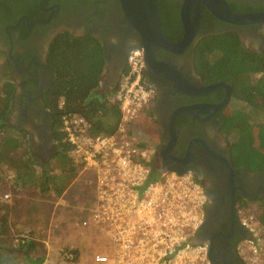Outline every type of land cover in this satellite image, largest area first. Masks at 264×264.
<instances>
[{
  "label": "flooded vegetation",
  "instance_id": "obj_1",
  "mask_svg": "<svg viewBox=\"0 0 264 264\" xmlns=\"http://www.w3.org/2000/svg\"><path fill=\"white\" fill-rule=\"evenodd\" d=\"M155 1L161 8L159 18L163 16L165 38L171 43L179 42L183 36L179 19L183 0ZM224 2L234 14L264 13V0ZM24 12L12 15L14 18L7 22L0 15V56L4 62L8 60L0 69L6 70L14 87L7 122L28 133L34 154L37 151L44 160L52 155L55 146L52 122L42 100L56 76L47 62V50L54 37L64 32L70 38L89 36L98 42L104 58L99 92L116 88L130 54L140 50L142 42L127 24L118 0H39ZM225 33L237 35L240 45L251 53L264 51V24L230 25L216 20L201 6L198 29L190 46L179 55L157 48L154 60L174 69L195 88L215 84L225 87L204 94H183L174 90L172 82L145 71L149 108L143 116L145 135L141 133L155 139V152L163 151L175 115V142L170 157L179 163L167 162V167L191 175L206 196L205 219L195 241L205 247L209 264H245L240 251L248 235L239 211H249L246 208L256 203L264 205V171L249 172L235 164L223 127L239 98L230 84L206 82L193 64V50L201 38ZM185 109L191 114L184 113Z\"/></svg>",
  "mask_w": 264,
  "mask_h": 264
},
{
  "label": "built area",
  "instance_id": "obj_2",
  "mask_svg": "<svg viewBox=\"0 0 264 264\" xmlns=\"http://www.w3.org/2000/svg\"><path fill=\"white\" fill-rule=\"evenodd\" d=\"M145 71L142 52L134 50L108 98L119 110L114 133L94 134L91 124L76 114L60 119L69 159L84 178V226L101 245L88 263H81L80 249L70 248L61 249L54 264H209L205 247L194 242L205 219L203 188L191 175L159 172L155 151L136 130L149 108ZM9 177H14L10 171ZM249 213L239 211L248 235L240 255L245 264H264L263 226ZM88 240L87 247L93 239Z\"/></svg>",
  "mask_w": 264,
  "mask_h": 264
},
{
  "label": "trees",
  "instance_id": "obj_3",
  "mask_svg": "<svg viewBox=\"0 0 264 264\" xmlns=\"http://www.w3.org/2000/svg\"><path fill=\"white\" fill-rule=\"evenodd\" d=\"M37 1L0 0V15L7 22L14 18L11 17L14 14H24V10ZM160 22L165 33L163 16H160ZM193 54L197 74L208 83L222 81L230 84L239 98V103L223 127L235 164L249 172L264 171V51L261 54L251 53L240 45L237 35L225 33L201 38ZM47 62L56 72L54 82L42 99L52 122L55 141L53 153L42 160L37 151L34 154L28 133L8 124L14 87L6 70H0V169L13 173L15 188L19 191L34 182L40 191H51L61 196L66 181L77 173V166L68 156L70 147L60 132L61 117L65 114L79 115L91 124L92 133L110 135L117 128L119 110L116 104L108 102L116 88L107 92L98 90L104 58L96 40L89 36L70 38L62 32L49 44ZM53 160L60 163L59 177L50 175L49 163ZM151 177L155 178L156 175L151 174ZM262 204H258L262 207L259 221L264 222ZM22 246L26 254L33 250L31 244ZM26 262L40 264L31 259Z\"/></svg>",
  "mask_w": 264,
  "mask_h": 264
},
{
  "label": "rangeland",
  "instance_id": "obj_4",
  "mask_svg": "<svg viewBox=\"0 0 264 264\" xmlns=\"http://www.w3.org/2000/svg\"><path fill=\"white\" fill-rule=\"evenodd\" d=\"M1 65L5 66L2 56ZM257 77L259 76H254ZM140 129L145 135L143 118L136 128L139 135ZM139 135L136 132L135 136ZM149 150L155 151L153 148ZM49 169L50 175L60 176L59 161H50ZM36 172L39 173V169ZM81 178L83 177L76 173L66 181L61 196H56L51 191H40L34 182H30L26 189L19 191L15 188L14 177H9V170L0 169V251L11 255L18 264L27 263V259L39 261L40 264H54L61 249H74L75 246L80 249L81 263H88L97 257L99 252L94 251L99 250L101 240L97 238L95 232V235L93 234L91 228L84 226L85 218L81 210V214L77 213V206L81 208L85 200ZM5 195L9 196L8 200L3 199ZM247 210L251 211L247 215H252L263 226L259 229V232H263L264 222L259 221L262 207L256 203ZM82 219L84 223H80ZM73 233L75 235H72ZM90 237L93 241L87 247L84 242H88ZM15 240L24 241V246L31 244L33 250L26 254L25 249H21L23 246L16 244L14 246Z\"/></svg>",
  "mask_w": 264,
  "mask_h": 264
},
{
  "label": "water",
  "instance_id": "obj_5",
  "mask_svg": "<svg viewBox=\"0 0 264 264\" xmlns=\"http://www.w3.org/2000/svg\"><path fill=\"white\" fill-rule=\"evenodd\" d=\"M127 24L138 34L142 42L143 62L145 70L156 77L173 83L174 90L178 93L204 94L225 85L215 84L203 89L190 85L179 73L167 65L158 64L154 60L157 48L166 52L179 55L192 43L199 24L200 7L203 6L216 20L234 26H245L252 24H264V13L259 14H234L224 0H183L179 9V19L183 28L182 39L177 43L168 41L160 26L159 10L155 0H118ZM189 113V110H183ZM175 115L170 123V138L163 151L156 149V161L159 172L174 173L183 175L176 169L167 167V162H177L170 157L174 146L175 134L173 130ZM197 235V233H196ZM195 235V237H196ZM194 242L196 243L195 239ZM1 264H18L13 257L6 252L0 251Z\"/></svg>",
  "mask_w": 264,
  "mask_h": 264
},
{
  "label": "crops",
  "instance_id": "obj_6",
  "mask_svg": "<svg viewBox=\"0 0 264 264\" xmlns=\"http://www.w3.org/2000/svg\"><path fill=\"white\" fill-rule=\"evenodd\" d=\"M143 116H144V115H143ZM143 116H142V118H143ZM142 130H143V129H142ZM142 133H143V132H142ZM142 133H141V129H140V136H141L140 138H141V140H142V141H145V142L147 143L148 146H150V147L153 148V147L155 146V144H156V142L154 141L155 139L149 140L147 137H146V138H147V139H146V138L143 136ZM77 179L79 180L80 178H77ZM81 181H84V178H81ZM82 183H83V182H82ZM83 201H84V200H83ZM77 205H78V204H77ZM77 209H78V211H77L78 215L81 214V213H80L81 208H79V207L77 206ZM72 235H75V233H73ZM72 235H71V236H72ZM71 236H70V237H71ZM87 241H88V240H87ZM79 242H80V241H79ZM84 243L86 244L87 242H84ZM71 244H72V243H71ZM76 244H77V243H76ZM76 244H75V245H76ZM75 247H76V246H75ZM75 247H74V248H75Z\"/></svg>",
  "mask_w": 264,
  "mask_h": 264
}]
</instances>
